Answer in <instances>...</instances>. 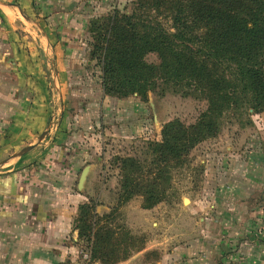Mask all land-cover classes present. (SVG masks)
<instances>
[{
    "label": "crops",
    "instance_id": "1",
    "mask_svg": "<svg viewBox=\"0 0 264 264\" xmlns=\"http://www.w3.org/2000/svg\"><path fill=\"white\" fill-rule=\"evenodd\" d=\"M120 1L0 2V264H101L80 255L74 227L79 206L92 195L84 188L99 177V165L80 156L75 142L87 123L79 110L72 122L59 116L52 128L50 118L76 97L63 79L65 64L70 55H82L89 21ZM26 27L39 33L48 66L21 48L19 41L31 33ZM18 29L25 35L15 34ZM104 101L103 107L128 106L127 100ZM258 119L264 121V114ZM258 134L241 160L205 165L201 194L187 195L185 206L182 200L186 215L171 220L160 206L130 212L132 202L126 203V229L145 238L116 264H264V131Z\"/></svg>",
    "mask_w": 264,
    "mask_h": 264
},
{
    "label": "trees",
    "instance_id": "2",
    "mask_svg": "<svg viewBox=\"0 0 264 264\" xmlns=\"http://www.w3.org/2000/svg\"><path fill=\"white\" fill-rule=\"evenodd\" d=\"M134 1L130 13L113 10L87 29L104 95L144 100L157 85H171L207 102L194 124L168 122L159 142L146 143L142 159H119V202L140 196L141 208L150 210L166 199L170 169L217 132L225 112L264 113V0ZM148 54H156L157 67L145 61ZM91 212L90 204L80 205L74 221L79 242L95 240L91 261L126 259H96L105 235L88 223Z\"/></svg>",
    "mask_w": 264,
    "mask_h": 264
},
{
    "label": "rangeland",
    "instance_id": "3",
    "mask_svg": "<svg viewBox=\"0 0 264 264\" xmlns=\"http://www.w3.org/2000/svg\"><path fill=\"white\" fill-rule=\"evenodd\" d=\"M0 2L14 5L17 0H0ZM133 2L135 1L121 0L116 5L117 9L115 10L120 13H130ZM110 12L112 11L106 14ZM106 14L101 16H106ZM99 17H93L86 30L90 22ZM19 18L24 27L25 20L22 17ZM26 28L31 33L28 38L26 37V41H19V44L22 45L21 48L35 52V58L41 59L39 64L41 65L42 59H44L43 65L48 66L39 33L33 32L30 27ZM18 32L21 33V36L25 35L21 29L16 32L14 30L17 35H19ZM90 44L91 36L89 35V40L86 39L82 45L80 44L82 52L80 57L75 54L70 55V57L67 56L65 65L68 67V74L67 76L64 75L63 79L76 92V97L75 99L73 97L70 104H65L64 110L59 113V109L55 110L54 116L50 118V128L57 123L59 116H66L67 121L72 122L76 115L75 112L78 110L81 111L80 118L82 117L83 121L87 123L86 126L80 128L81 138L75 142L78 143L79 147L77 148L80 156L81 154L86 155L87 158L85 159H88V163L95 161L99 165V177L92 184V187L86 185L87 187L84 188L86 193L92 194L89 201L85 203L90 204L91 210H93L89 214L90 221L88 223L92 220L91 224H93L95 221L93 227L95 233L101 231L105 235V242L101 241L102 249L95 253L96 259L108 260V263H113L117 259H123L125 255L136 253L143 245L145 238L141 234L133 235L126 229L124 222V211L127 210L125 209L126 203L119 202L121 197L119 195L121 181L119 159L126 156L142 159L146 143L159 142L162 138V130L168 122L178 120L185 126L194 124L199 114L206 110L207 102L193 92L176 91L171 85H157L155 90L148 93L144 100L137 95L118 99L127 100L126 103H128V106L116 108L118 111L109 107V104H107L108 107H103L105 104L104 97L110 96L103 93L102 97V93H100L103 92L101 87L102 73L95 58L90 56ZM42 54L43 58L41 57ZM145 61L155 67L159 63L156 54H148ZM51 67L54 68L53 65ZM248 113L250 114L244 113L243 109L225 112L217 122V132L189 150L181 165L173 166L170 169L166 199L157 205L160 206L159 211L163 217L169 216L172 220L173 215L178 216L181 213H184L181 216L186 215L183 207L188 204L187 195L201 194L202 192L205 165L230 163L236 158L241 160V152L248 155L252 152L255 147L254 138L257 141L259 131H264V121L258 119L264 113L252 114V110H249ZM183 199L184 206L182 207ZM129 202H132V207L128 210L133 212L141 208L142 198L134 196L127 203ZM93 216L96 217V220ZM181 216L179 221L185 220ZM151 222H148V227L151 230L149 236L154 237L155 229L151 226ZM109 235L111 236L110 241ZM87 239L84 238L82 242L78 243L82 246L80 255L89 261L92 260L91 250L95 240Z\"/></svg>",
    "mask_w": 264,
    "mask_h": 264
},
{
    "label": "water",
    "instance_id": "4",
    "mask_svg": "<svg viewBox=\"0 0 264 264\" xmlns=\"http://www.w3.org/2000/svg\"><path fill=\"white\" fill-rule=\"evenodd\" d=\"M88 171H89L88 169H84V171L82 172L81 177H80V181H79L80 187L83 186L84 181H85L84 179H85Z\"/></svg>",
    "mask_w": 264,
    "mask_h": 264
},
{
    "label": "built area",
    "instance_id": "5",
    "mask_svg": "<svg viewBox=\"0 0 264 264\" xmlns=\"http://www.w3.org/2000/svg\"><path fill=\"white\" fill-rule=\"evenodd\" d=\"M85 256V255H84ZM85 258H86V256H85Z\"/></svg>",
    "mask_w": 264,
    "mask_h": 264
}]
</instances>
